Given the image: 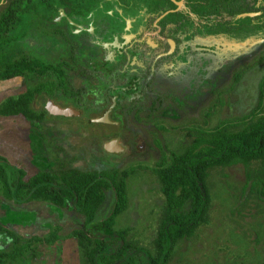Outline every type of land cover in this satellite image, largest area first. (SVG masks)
Returning <instances> with one entry per match:
<instances>
[{"label":"flooded vegetation","instance_id":"flooded-vegetation-1","mask_svg":"<svg viewBox=\"0 0 264 264\" xmlns=\"http://www.w3.org/2000/svg\"><path fill=\"white\" fill-rule=\"evenodd\" d=\"M41 1L46 11L40 22L49 25L35 26L41 34L31 31L22 53L44 69L30 84L44 89L50 80L55 84L51 91L40 89L35 98L45 100L44 108L37 109L33 101L34 109L46 114L34 127L43 125L47 131L50 120L95 126L107 139L104 150L113 141L123 148L117 154L127 152L123 143L139 134L134 124L160 128L204 123L207 116L202 119L199 113L207 101L215 97L220 102L224 81L258 51L235 44L257 38L250 28L264 20V0H231V6L229 0H220L215 9L204 11L216 17L200 16L204 2L193 6L192 0H176L183 2L180 6L174 0ZM31 2L0 0V11L12 8L29 14L41 5L34 0L30 7ZM48 9L55 15L48 17ZM246 13L258 15L239 18ZM18 86L15 89H28L25 80ZM56 105L81 118L53 113ZM106 119L109 122H97Z\"/></svg>","mask_w":264,"mask_h":264},{"label":"rangeland","instance_id":"rangeland-1","mask_svg":"<svg viewBox=\"0 0 264 264\" xmlns=\"http://www.w3.org/2000/svg\"><path fill=\"white\" fill-rule=\"evenodd\" d=\"M31 1V5L27 4L30 7L34 0ZM198 1L201 0H192L193 6H197ZM40 2L41 5L29 14L22 13L24 20L27 19L25 26L21 27L23 34L20 28L14 32L23 48L27 46L26 39L31 31L41 34L35 26L49 25L48 22H40L39 16L46 11L44 2ZM48 15L55 14L49 10ZM262 35L264 30L255 32L253 37ZM257 50L253 57L241 62L231 72L229 80L224 81L222 92L218 94L220 102L217 103L215 97L207 101L202 114L199 113L202 119L207 116L204 123L198 120L196 124L161 125L162 130L166 131L167 128L165 133L160 131L159 126L146 124L141 128L134 124V130H138L139 134L128 143H123L128 146L127 152L117 154L104 150L107 139L102 130L95 126L50 120L45 131L43 125L31 127L22 116L0 117V156L11 166L26 170V180L39 170L57 168L59 161L65 162L67 167L83 171L115 166L126 171L136 170L127 182L129 207L117 218L115 229H129V241L135 242L143 251L153 252L152 241L157 236L164 196L152 169H158L159 165L167 166L173 158L172 152L183 151L193 143L195 137H188V130L214 131L227 120L250 118L253 111L264 115V94L261 93L264 45ZM236 80L239 81L236 83ZM50 81L46 87V80L43 84L46 90H41L51 91L52 83H55ZM20 84L24 85V81L0 83V104L9 96H16L17 91L14 92L12 88H18ZM21 92H25V89ZM44 103L45 100L39 97L34 107L44 108ZM34 147L37 151H34ZM249 182L242 165L210 170L207 180L211 196L209 221L201 225L194 236L179 242L168 264H264V195L251 192ZM114 203L112 194L108 193L99 211V219L111 213ZM0 221H7L10 230L26 239L35 236L43 239L54 228H59L60 239L54 244L44 241V245L36 249L35 255L28 256L27 264H84L81 249L73 236L74 231L83 226L84 217L73 210V206L67 210L33 203L23 209L0 196ZM142 254L145 256V253Z\"/></svg>","mask_w":264,"mask_h":264},{"label":"trees","instance_id":"trees-1","mask_svg":"<svg viewBox=\"0 0 264 264\" xmlns=\"http://www.w3.org/2000/svg\"><path fill=\"white\" fill-rule=\"evenodd\" d=\"M201 1L204 3L198 1L202 3L199 15L216 17V14L204 11L215 9L220 0ZM231 3L229 0L228 5ZM13 10L0 11V83L25 80L28 89L6 98L0 104V117L22 116L34 127L46 114L34 109L33 101L41 88L29 81L44 73V69L23 55L22 50L27 46L23 48L18 43L19 38L14 32L20 28L23 34L21 27L27 19L24 20L18 10ZM263 30L264 20L250 28L254 34ZM21 89L12 88L17 93ZM261 93L264 94V79ZM187 135L195 137L190 146L172 152L173 158L167 166L152 169L164 196L157 236L152 241L153 252L143 251L135 242L129 241V229H115L117 218L129 207L127 182L136 170L126 171L115 166L83 171L59 161L57 168L39 170L26 180V170L11 166L0 156V196L23 209L33 203L67 210L73 206V210L84 217L83 226L73 233L84 264H168L179 242L194 236L197 229L209 221L211 196L207 180L211 169L242 165L247 171L251 192L264 195V115L253 111L250 118L227 120L214 131L193 132L191 129ZM34 151H37L36 147ZM246 189L247 184L244 192ZM108 193L112 194L115 203L111 213L99 219ZM59 239V228H54L46 238L26 239L10 230L7 221H0V264H27L28 256L35 255L44 241L54 244ZM115 245L117 247L113 248Z\"/></svg>","mask_w":264,"mask_h":264},{"label":"water","instance_id":"water-1","mask_svg":"<svg viewBox=\"0 0 264 264\" xmlns=\"http://www.w3.org/2000/svg\"><path fill=\"white\" fill-rule=\"evenodd\" d=\"M174 2L179 6L183 4V2H178L176 0H174ZM256 15H258V14L257 13H246V14L239 15V18L246 17V16L254 17ZM247 45H250V48L255 47V50H257L259 47L264 45V35L261 37L248 39L245 42H240V43L235 44V46L237 48L246 47ZM52 112L56 113L57 115H63V117H67V118H70V117L81 118V116L79 115L78 112H76L72 109H69V108L64 109V108H61L57 105L52 109ZM97 122H109V121L106 119V120H97ZM105 148L108 151H115V152H117V151L120 152L121 149H123V148H121V146L119 145V143L117 141L107 143Z\"/></svg>","mask_w":264,"mask_h":264},{"label":"crops","instance_id":"crops-1","mask_svg":"<svg viewBox=\"0 0 264 264\" xmlns=\"http://www.w3.org/2000/svg\"><path fill=\"white\" fill-rule=\"evenodd\" d=\"M261 37V36H260Z\"/></svg>","mask_w":264,"mask_h":264}]
</instances>
